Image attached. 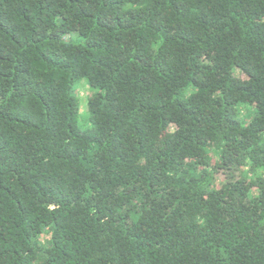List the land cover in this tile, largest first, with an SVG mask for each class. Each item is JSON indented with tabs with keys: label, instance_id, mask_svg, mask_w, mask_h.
<instances>
[{
	"label": "trees",
	"instance_id": "16d2710c",
	"mask_svg": "<svg viewBox=\"0 0 264 264\" xmlns=\"http://www.w3.org/2000/svg\"><path fill=\"white\" fill-rule=\"evenodd\" d=\"M0 264H264V0H0Z\"/></svg>",
	"mask_w": 264,
	"mask_h": 264
},
{
	"label": "rangeland",
	"instance_id": "374dc122",
	"mask_svg": "<svg viewBox=\"0 0 264 264\" xmlns=\"http://www.w3.org/2000/svg\"><path fill=\"white\" fill-rule=\"evenodd\" d=\"M82 93H85L84 90H82ZM87 117H88V110L83 105V109L81 108V120H80V123L84 124Z\"/></svg>",
	"mask_w": 264,
	"mask_h": 264
}]
</instances>
